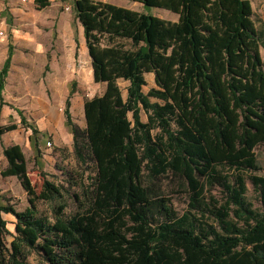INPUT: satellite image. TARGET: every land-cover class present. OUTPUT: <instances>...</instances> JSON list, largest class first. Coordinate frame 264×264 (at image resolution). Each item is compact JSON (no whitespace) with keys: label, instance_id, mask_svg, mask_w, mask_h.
I'll return each instance as SVG.
<instances>
[{"label":"trees","instance_id":"obj_1","mask_svg":"<svg viewBox=\"0 0 264 264\" xmlns=\"http://www.w3.org/2000/svg\"><path fill=\"white\" fill-rule=\"evenodd\" d=\"M129 1L169 10L177 20L73 0L93 81L105 84L83 102L84 128L72 122L69 103L64 110L76 159L93 163L88 201L68 217L64 203L52 221L38 215L36 200L61 198L60 188L44 179L36 193L21 147H3L1 175L18 178L29 205H0L15 217L11 233L0 216V232L12 236L0 248V264H25L31 248L49 264H264V176L256 173L255 154L264 143V34L251 0ZM34 3L42 8L50 0ZM11 55L9 45L0 107ZM148 73L155 86L144 92ZM120 79L128 82L125 98ZM15 127H0V135ZM168 173L188 193L183 212L155 184ZM247 181L258 207L245 196ZM215 186L225 192L223 202L206 196Z\"/></svg>","mask_w":264,"mask_h":264},{"label":"rangeland","instance_id":"obj_2","mask_svg":"<svg viewBox=\"0 0 264 264\" xmlns=\"http://www.w3.org/2000/svg\"><path fill=\"white\" fill-rule=\"evenodd\" d=\"M123 7L148 12L167 20H177V14L158 7L143 6L129 0H104ZM253 19L258 30L264 34V0H251ZM0 67L8 46H12L11 63L5 78L1 96L0 127L14 124L16 127L0 135V205H12L24 210L28 205V194L16 176H2L7 166L3 147L18 144L25 156L26 169L36 193L43 189L47 179L60 188L62 197L53 200L38 199L35 202L37 214L53 220L56 207L64 203L62 211L68 217L87 203L90 175L93 163L79 162L73 152L72 133L65 123L64 110H68L72 122L84 128L83 102L88 97L102 93L105 84L93 81L90 58L85 45L83 27L74 14L73 0H50V4L38 8L34 0H0ZM264 38V36H263ZM264 70V46L260 47ZM143 91L155 86L152 73L145 75ZM76 83L72 87L71 81ZM128 82L118 80L123 98L126 97ZM73 88V92L69 90ZM154 101V98H151ZM17 110L36 133L24 126ZM131 119V113H128ZM140 117L146 120V113L140 110ZM51 140V145L47 140ZM260 169L264 176V143L255 148ZM180 178L168 173L155 180V184L169 196L178 212L188 208V193L179 187ZM224 201L225 192L220 186L206 190ZM246 198L259 206L257 193L247 181ZM6 228L14 233L15 217L1 211ZM11 234L0 232L1 246H9ZM25 264H49L43 252L37 248L28 249Z\"/></svg>","mask_w":264,"mask_h":264},{"label":"built area","instance_id":"obj_3","mask_svg":"<svg viewBox=\"0 0 264 264\" xmlns=\"http://www.w3.org/2000/svg\"><path fill=\"white\" fill-rule=\"evenodd\" d=\"M22 1H27V0H22ZM3 34H4V33H3V30L0 29V36H2ZM47 144H48V145H51V140H50V139L47 140Z\"/></svg>","mask_w":264,"mask_h":264},{"label":"crops","instance_id":"obj_4","mask_svg":"<svg viewBox=\"0 0 264 264\" xmlns=\"http://www.w3.org/2000/svg\"><path fill=\"white\" fill-rule=\"evenodd\" d=\"M132 2H135V1H132ZM139 4H141V3H139ZM141 5H142V4H141ZM135 10H136V9H135ZM6 54H7V52H6ZM5 57H6V56H5ZM4 59H5V58H4ZM3 61H4V60H3ZM2 63H3V62H2ZM1 66H2V65H1ZM0 68H1V67H0ZM6 77H7V75H6ZM6 77H5V78H6ZM74 81H75V80H74ZM71 82H72V81H71ZM4 83H5V79H4ZM75 83H76V81H75ZM71 84H72V83H71ZM3 88H4V87H3ZM70 90H71V89H70ZM70 90H69V91H70Z\"/></svg>","mask_w":264,"mask_h":264}]
</instances>
